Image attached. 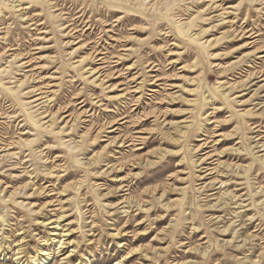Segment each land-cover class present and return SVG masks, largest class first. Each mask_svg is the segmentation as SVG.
Here are the masks:
<instances>
[{"label": "rangeland", "instance_id": "obj_1", "mask_svg": "<svg viewBox=\"0 0 264 264\" xmlns=\"http://www.w3.org/2000/svg\"><path fill=\"white\" fill-rule=\"evenodd\" d=\"M262 48L264 0H0V264H264Z\"/></svg>", "mask_w": 264, "mask_h": 264}, {"label": "bare ground", "instance_id": "obj_2", "mask_svg": "<svg viewBox=\"0 0 264 264\" xmlns=\"http://www.w3.org/2000/svg\"><path fill=\"white\" fill-rule=\"evenodd\" d=\"M81 16V15H80ZM109 25V24H108ZM232 31V30H231ZM85 32V31H84ZM233 33V32H232ZM182 34V33H181ZM235 34V33H234ZM238 34V33H237ZM180 35V34H179ZM247 37V36H246ZM193 41V40H192ZM260 52H262V51H264V49L262 48L261 50H259ZM260 57H264V53L262 54V55H260ZM100 59H102V58H100ZM258 61H260V60H258ZM220 66V65H219ZM104 70V69H103ZM155 71V70H154ZM175 76V75H174ZM173 76V77H174ZM257 76V75H256ZM118 77V76H117ZM121 78V77H120ZM159 80V79H158ZM244 82V81H243ZM261 85V84H260ZM173 88V87H172ZM214 89V88H213ZM132 93V92H131ZM222 97V96H221ZM220 97V98H221ZM136 107V106H135ZM66 112V111H65ZM87 121V120H86ZM119 127H114L113 128V131L114 130H116V129H118ZM121 138V137H120ZM119 138V139H120ZM121 143H123V142H121ZM208 157H210L209 155H207ZM237 168V167H236ZM176 187V186H175ZM127 190V189H126ZM160 191V190H159ZM130 199H131V197H130ZM61 219V218H60ZM61 221V220H60ZM60 223V222H59ZM59 225V224H58ZM54 227H56V226H54ZM62 229V228H61ZM54 233V232H53ZM63 233V232H62ZM60 234V233H56L55 232V234H51V235H59L60 236V238L59 239H57V238H54L53 239V241L54 242H56L57 244H59L60 245V247L62 246V244H64L65 242V239H64V236H66L67 234ZM68 233V232H67ZM116 234V233H115ZM49 241V239H46V241L42 244V245H46V243ZM122 244H120V246H121ZM132 251V250H131ZM92 254V253H91ZM23 256H21V254L20 255H18V257H17V259H20V258H22ZM32 257V262L34 261L35 263H36V261L38 262L39 260H42L43 261V259H44V261H46V260H49L50 259V257H51V252H48V251H46L43 247H40L38 250H37V253H36V255L35 256H31ZM35 263H33V264H35Z\"/></svg>", "mask_w": 264, "mask_h": 264}]
</instances>
